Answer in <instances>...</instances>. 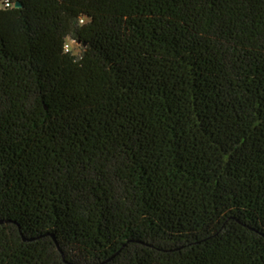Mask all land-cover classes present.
<instances>
[{"label": "trees", "instance_id": "1", "mask_svg": "<svg viewBox=\"0 0 264 264\" xmlns=\"http://www.w3.org/2000/svg\"><path fill=\"white\" fill-rule=\"evenodd\" d=\"M0 264H264V0H0Z\"/></svg>", "mask_w": 264, "mask_h": 264}, {"label": "rangeland", "instance_id": "2", "mask_svg": "<svg viewBox=\"0 0 264 264\" xmlns=\"http://www.w3.org/2000/svg\"><path fill=\"white\" fill-rule=\"evenodd\" d=\"M79 51H80V48L78 46H76V45L72 46V52L74 55L78 54Z\"/></svg>", "mask_w": 264, "mask_h": 264}, {"label": "clouds", "instance_id": "3", "mask_svg": "<svg viewBox=\"0 0 264 264\" xmlns=\"http://www.w3.org/2000/svg\"><path fill=\"white\" fill-rule=\"evenodd\" d=\"M12 5H9V7H11Z\"/></svg>", "mask_w": 264, "mask_h": 264}, {"label": "water", "instance_id": "4", "mask_svg": "<svg viewBox=\"0 0 264 264\" xmlns=\"http://www.w3.org/2000/svg\"><path fill=\"white\" fill-rule=\"evenodd\" d=\"M16 7H18V5H16Z\"/></svg>", "mask_w": 264, "mask_h": 264}]
</instances>
